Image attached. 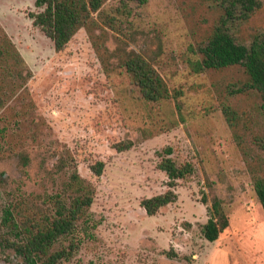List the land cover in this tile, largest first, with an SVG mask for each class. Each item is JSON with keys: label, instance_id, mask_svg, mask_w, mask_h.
<instances>
[{"label": "rangeland", "instance_id": "rangeland-1", "mask_svg": "<svg viewBox=\"0 0 264 264\" xmlns=\"http://www.w3.org/2000/svg\"><path fill=\"white\" fill-rule=\"evenodd\" d=\"M221 1L105 0L57 52L29 16L40 10L35 0H0V222L7 207L21 221L47 218L52 195L77 189L76 169L94 199L76 230L53 245H78L60 264H264V209L254 188L264 179L261 95L237 91L249 80L242 65L195 66ZM260 1L232 27L247 45L264 36ZM135 54L163 79L161 101L146 100L124 67ZM120 141L133 146L118 151ZM166 154L196 169L178 181L174 202L150 216L141 199L169 188L157 166ZM99 160L100 176L91 169ZM217 198L230 225L211 242L203 225ZM5 234L0 264H25Z\"/></svg>", "mask_w": 264, "mask_h": 264}, {"label": "trees", "instance_id": "trees-1", "mask_svg": "<svg viewBox=\"0 0 264 264\" xmlns=\"http://www.w3.org/2000/svg\"><path fill=\"white\" fill-rule=\"evenodd\" d=\"M146 1L139 0L140 3ZM104 2L105 0H35L40 10L30 11L29 16L33 19V24L52 39L56 51L62 52L77 30L101 9ZM221 3L223 15L208 41L198 48L201 59L196 62V70L242 65L249 80L237 91L257 90L264 105V36H255L247 45L238 41L232 30L233 25L246 21L259 9L261 1L222 0ZM124 67L146 100L158 102L166 97V85L147 58L140 54L130 55L124 61ZM132 146V141L114 144L118 151ZM157 166L166 172L169 188L163 193L141 199V206L150 216L159 214L164 206L174 202L178 181L190 178L196 169L192 162L179 164L169 154L161 156ZM104 168L105 162L102 160L91 164V169L98 176L102 175ZM73 177L77 187L75 192L63 191L52 195L54 212L41 222L30 216L19 220L13 207L4 210L0 231H7V234L2 237V241L22 257L25 264H60L64 260H70L78 249L77 243L71 242L69 247L52 250L59 239L76 230L93 203V191L84 190L85 184L76 169ZM254 188L264 209V179L256 181ZM208 211L209 218L203 225V235L208 241L214 242L229 227L230 217L218 198L209 206ZM168 255L173 256L169 251Z\"/></svg>", "mask_w": 264, "mask_h": 264}]
</instances>
